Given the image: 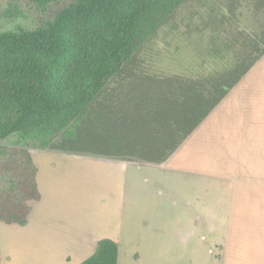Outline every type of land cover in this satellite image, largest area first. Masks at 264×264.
Masks as SVG:
<instances>
[{
	"label": "rangeland",
	"instance_id": "rangeland-1",
	"mask_svg": "<svg viewBox=\"0 0 264 264\" xmlns=\"http://www.w3.org/2000/svg\"><path fill=\"white\" fill-rule=\"evenodd\" d=\"M251 65H259L255 76L264 79V0H186L108 85L97 112L89 114L114 126L113 136L125 138V150L134 152L145 141L154 147L158 132L150 116L156 110L152 99L164 97L169 83L211 89L237 67ZM89 114L83 130L89 128ZM63 153L31 150L43 200L31 216L33 232L0 223V264H55L60 260L55 237L64 251L72 248L68 264L81 263L85 256L75 255L76 241L104 230L118 231L121 264H264V217L259 211L246 213L245 203L239 205L242 213L231 214L227 189L216 200V211L210 199L203 210L199 188L181 186L174 173L171 180L179 184H168L162 169L133 165L135 171L116 162L158 161V153L140 159L117 155L125 160ZM181 163L179 155L173 166ZM204 179L207 184L212 180ZM210 190L206 187V193ZM231 215L236 218L229 224ZM39 229L46 236L38 239Z\"/></svg>",
	"mask_w": 264,
	"mask_h": 264
},
{
	"label": "trees",
	"instance_id": "trees-1",
	"mask_svg": "<svg viewBox=\"0 0 264 264\" xmlns=\"http://www.w3.org/2000/svg\"><path fill=\"white\" fill-rule=\"evenodd\" d=\"M185 1L0 0V223L28 226L42 200L32 149L144 155L125 150L114 126L89 113ZM252 66L237 67L211 89L169 83L164 97L152 99L154 147L141 142L161 157L142 162L166 163ZM119 254V243L105 239L82 264H118Z\"/></svg>",
	"mask_w": 264,
	"mask_h": 264
},
{
	"label": "crops",
	"instance_id": "crops-1",
	"mask_svg": "<svg viewBox=\"0 0 264 264\" xmlns=\"http://www.w3.org/2000/svg\"><path fill=\"white\" fill-rule=\"evenodd\" d=\"M258 66L252 68L242 81L230 91L213 113L201 123L166 163L159 165L142 161H114L122 163L121 166L124 168L132 167L135 171L139 169L133 165H147L149 169H162L169 176L168 184L175 182L169 175L174 173L173 178L180 177L182 179L181 186L188 187L187 185H189L199 188V200L203 198L205 202L203 210L207 209L206 200L210 199L212 204L214 200L213 206L216 211V203L220 202L218 200L223 189H227L231 201V214L238 216L239 212L242 213L239 205L245 203L246 213L251 215L253 210L259 211L260 216L264 217V79L255 76V72L259 71ZM137 148L133 153L151 154L156 152L150 147L146 148L140 144ZM179 155L182 156L183 163L175 167L173 164ZM212 160L213 164H207ZM222 168H228V171L225 169L223 172ZM193 175L197 177L194 178ZM187 176L192 180L186 181ZM204 177L211 178V182L207 184ZM175 184L179 183L176 181ZM206 187L212 192L206 193ZM182 196L186 197L185 189L182 191ZM107 197H109L108 194ZM41 202L34 207L33 212ZM92 210L93 207L89 208L90 213ZM118 212L121 213V218H124L121 207ZM31 216L29 225L23 228L33 232L30 230L32 228ZM232 218L236 217L231 215L229 224ZM104 232L90 231L88 241H76V245L74 244L75 255L84 254L85 256L81 263L77 264H82L92 257L96 252L98 242L105 239L119 243L121 250L118 231L107 233V230H104ZM43 235L46 236L45 232L39 229L37 238L39 239ZM55 239V249H60V260L55 261V264H68L73 259V253L70 251L72 248H66L67 251H64L58 244V242L61 243V239L59 237H55ZM46 240L47 238H43V241ZM93 249L94 253H92ZM120 261L121 251L118 264H121Z\"/></svg>",
	"mask_w": 264,
	"mask_h": 264
}]
</instances>
